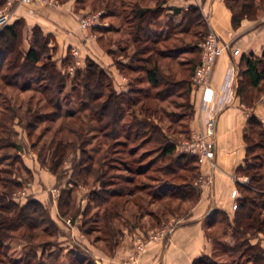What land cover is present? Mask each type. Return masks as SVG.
<instances>
[{"label":"crops","instance_id":"crops-1","mask_svg":"<svg viewBox=\"0 0 264 264\" xmlns=\"http://www.w3.org/2000/svg\"><path fill=\"white\" fill-rule=\"evenodd\" d=\"M131 1L134 4L138 0ZM140 2V5L146 8L157 6L156 0ZM192 5L201 10L207 28L210 31L214 30L222 42L228 45L227 51L217 60L208 90L192 89L189 96L193 109L189 123L190 134L204 131L208 120L215 119L216 165L213 167L208 164L202 165L203 180L193 184L201 190L196 199L190 194L185 197L173 195L168 198L181 202L178 206L170 207L173 211L166 208L167 213L163 212L160 217L163 220L167 214L169 220L176 219L180 223L167 238L147 244L141 254L140 264H204V256L213 255L214 243L208 232L212 231L215 225H211L209 218L214 214L218 218L220 212H224L231 221L234 220L236 210L232 208L234 204L232 192L238 189V184H244L248 180L246 175L238 172L239 167L245 165L248 154L246 127L252 116H257L264 123V93L253 106H247L237 93L241 55L255 53L262 56L264 52V12H261L257 19L245 18L236 26L233 11L228 7L226 0H169L163 5L164 9L156 17L155 22L150 25L158 36L156 44L162 50L155 59L159 65V77L164 81L173 78L175 79L173 82H177L176 85L179 86L180 82L191 76L189 68L199 62L200 56L198 53L195 54L193 48L195 44H191L186 50L183 44L170 49L165 46L173 37L177 38L176 41L182 42L184 33H171V36H167L168 30L166 31L164 26L169 25L172 29V25L181 23L184 10ZM93 10L91 6L79 0H0V12L9 13L11 16L10 22L4 27L20 20L24 21L26 47H29V39L35 26H39L45 34L53 36L49 45L56 47L54 59L59 68L74 47H80L87 52L88 45L95 42L94 38L88 37L92 30L84 31L79 24L80 18L92 13ZM123 17L122 14L114 16V89L117 94L126 93L130 89L131 77L141 75V84L148 91L161 90L166 86V82L159 87L151 84L145 74L144 66H150L147 60L138 61L142 67L132 69L129 66L135 46L127 26L129 23H126V31L119 22L121 18L124 19ZM4 27H0V31ZM232 45L235 49H240V54L234 55ZM19 153L32 176L30 191L33 198L49 208L52 219L60 228L59 232H72L70 239H67L69 245L73 246L68 250L72 254L76 252L81 257L88 258V264H91L92 260L98 264H126L139 239L149 237L154 227L150 218L156 215L153 211L137 214L136 220L130 224L124 223L121 227L122 232H118L119 240L115 239L112 245L106 244L108 240L100 236L95 242L90 241L91 232L82 229L84 225L82 218L90 203L88 186H75L74 196L79 214L73 218L72 225H66L64 219L70 217L62 216L60 200L64 189L68 185L73 186L72 181L70 178L69 180L60 178L48 166L43 165L35 152L28 155V150L21 148ZM51 189L58 192H52ZM101 242H104L105 246H100ZM251 242L259 244L264 250V233L257 234Z\"/></svg>","mask_w":264,"mask_h":264},{"label":"trees","instance_id":"trees-1","mask_svg":"<svg viewBox=\"0 0 264 264\" xmlns=\"http://www.w3.org/2000/svg\"><path fill=\"white\" fill-rule=\"evenodd\" d=\"M79 1L84 2L86 0ZM156 1V7L146 8L141 6V2L138 0L131 5L129 15L124 16L125 9H127L125 0L120 1L124 3V5H122V11L119 0H114V16L122 14L126 23H129H127V26L132 34L135 46V52L132 54V60L129 66L132 69H136L142 67V65L138 64V61L142 59L147 60L150 66L145 65L144 68L146 70L145 74L151 84L155 87H159L162 83L166 82V86L156 92L157 95L155 96L157 97L155 98L160 100L166 99L167 93L171 89H176L178 87L181 89L179 90V95L183 96L184 94L190 105L189 96L192 91V76L194 75L197 65L201 61L202 48L199 42H195L197 48H194V50L198 51L197 53L200 56L199 62L189 68L191 69V76L186 78L183 82H180V84L178 83L179 86L176 85L177 82H173V80H175L173 78H167V80L164 81L159 77V65L155 59L162 50L156 44L158 36L151 29L150 25L155 22L156 17L164 9L163 5L169 0ZM226 2L228 7L233 11L234 24L236 26L240 25L243 19L248 18L254 20L258 18L261 12H264V0H226ZM25 27L24 21L20 20L12 25L4 27L0 31V77L8 86H15L17 85L16 83H20L23 90L30 88L48 96L46 102L53 109L52 113L48 112L44 114L38 111L34 112L32 108L28 110L30 119L26 123V129H28L30 133L36 130L40 122L47 120L46 118H48L50 114L58 113L61 116L63 113L65 118L69 120L72 119V121L67 123L69 131L81 138L77 141L54 138L51 141V147H53L51 158L47 159L46 155L40 154L42 164L48 166L55 173H58V169L62 166L72 150L76 151L77 148H79L80 151L82 150V157L78 159L76 163L77 170L75 171L74 168V178L71 179L73 186L68 189L66 188L61 196L60 210L62 216L71 215V203L76 201L74 196L75 186L79 185V183L88 184L89 178L93 175H96L98 180L104 179L103 177H105L103 172L100 174L99 171L94 169L95 157L92 154L86 153L87 150L84 145L88 142L86 139H83L81 134L82 131L77 127H72V124H76L82 116L84 119V115L81 114H83L82 111L85 110H91L93 114L99 115L100 121L107 118L103 128L106 129L114 125L113 137L118 147L124 145L125 142H121L120 139L122 136L121 133H123L121 132L122 127H136L138 131L137 134H135L136 139L140 137V128H144L146 131H156L158 134L155 137V141L159 143L162 156H170L171 159L175 156L174 161H172L178 164L183 161H186V163H194L196 161L194 170H197L198 174V167L200 165L197 162V157L183 152L182 154H176L177 144L170 140V136L166 134L164 129H160L159 125L156 124V120L151 116L140 119L138 116H134L133 111L130 110L132 120L124 121L123 107L126 101L130 107L133 104L142 103L140 105L141 111L147 110L149 107L143 104V100L151 99L152 94L148 89L142 86L141 75H133L131 77L129 91L117 94L116 90L112 88L111 76L104 68L93 61H89L83 69H76L74 75L69 71L65 72L61 70V68L58 67L57 61L54 59L56 47L49 45L53 36L45 34L39 26L34 27L32 36L29 39V47H26L27 42L24 39ZM164 27L166 31L168 30L167 36H171V33H173L170 31L171 27L169 25H165ZM203 27L205 29L207 28L204 16L201 10L193 5L187 10H184L183 21L181 23L172 25L174 31L184 34L191 31L192 28L202 29ZM183 48L185 49V47ZM42 50L46 53L44 56L46 61L44 62H42L44 58L41 53ZM71 55L72 53L70 52L63 60V66L70 67V62H68L67 58L71 57ZM241 59L238 66L239 85L237 87V93L242 97V101L247 106H253L264 93V52L262 56H257L255 53L243 54L241 55ZM70 82L71 85H69ZM136 82L140 84L135 86L134 84H136ZM108 88L110 89L109 95H107L105 91V89ZM113 89L114 92H112ZM64 91H67V94H69V101L66 103L62 102L59 98L60 93ZM140 95H142L143 98ZM101 97L106 98L98 102ZM75 98L80 99L79 102L77 101L78 103L76 102L78 107L71 108ZM64 108H67L65 112H63ZM9 109H12V111L15 110L13 107H9ZM16 115L17 113L14 111L12 117L15 118ZM3 122L4 121L0 122V127L6 129L7 125ZM12 133L13 132H7L0 136V150L13 149L15 151V158L25 165L19 153L22 145L14 140ZM125 135H127V137L130 136V132L128 131ZM152 137L153 136H149L147 140L150 141ZM245 137L248 145V154L245 165L240 166L238 172L246 175L249 181L244 184H238L240 194L237 198L238 208L234 220L231 221L226 213L220 212V215L224 217L223 220L225 222L227 221L226 223L229 228L234 229L233 236L237 238L235 244L230 247L228 245L226 246L224 243V248L226 250L232 249V252L243 248V255H246L247 252L253 253V255H247V259H251L250 261L258 264H264V250L259 244H252L251 237L249 236L264 233V123L257 116L250 117L246 127ZM107 145H109V143H107ZM34 146H36V144H34ZM118 147L115 149V151H118L117 153L120 152ZM10 155L12 154L5 153L0 158V248L4 246V240L12 236L10 232H16L21 228L34 232L36 229L49 222L55 227L54 231L51 232L60 231V228L52 219L49 208L39 200L32 196L24 203L15 200L14 193L22 189L29 178L15 177L12 179L4 176V174L12 171L2 168L1 161L11 157ZM46 159L49 161V165ZM115 163L116 162H114V165ZM26 171L31 176L27 167ZM140 174H142V172H140L139 175ZM197 174L193 176L191 182H189L188 187L191 189L190 192L186 191L176 194L175 190H173V192H171L172 195L176 194L177 196L180 195L185 197L190 194V196L194 198L198 197L201 194V190L193 186ZM128 180L130 182V179ZM103 183V185H105V182ZM105 187L92 193L85 214L94 204L99 209L102 203L107 202L110 197H123L126 194L124 190L117 188L107 192L108 190H106ZM135 194V191L127 193L128 196H134ZM73 199L75 201H73ZM106 211L108 212H106L108 217L112 216L113 218V212ZM95 213H99V211L97 210ZM118 213L120 212L118 205H116L114 207V219L118 217ZM215 215L216 214L209 218L211 225H215L219 222ZM223 220L221 221L224 222ZM85 222L89 224L91 222V217L90 220H86ZM86 224H84L82 228L90 232L91 228H86ZM43 230L47 231L49 227L45 226ZM118 232H122V229L119 228ZM238 237H240V239H238ZM211 238L213 239V237ZM116 240H119V236ZM73 253L77 259H80L81 255H79V253Z\"/></svg>","mask_w":264,"mask_h":264},{"label":"rangeland","instance_id":"rangeland-1","mask_svg":"<svg viewBox=\"0 0 264 264\" xmlns=\"http://www.w3.org/2000/svg\"><path fill=\"white\" fill-rule=\"evenodd\" d=\"M120 1L122 0H119V2ZM84 2L94 9L93 12L89 14L103 12L100 16L102 25L87 30H92V32L88 34V37L94 38L95 42L90 46L88 45L89 51L84 52L81 49L80 64H76V57L72 54L71 57L67 58L68 62H70V67L63 66L64 62H62L61 70H64L65 72L69 71L74 75L75 71L72 72L71 69L73 66L76 65L75 70L78 68L83 69L89 61H93L108 72L111 76L113 84L112 88H114V0H86ZM132 4L133 1L125 0V5L129 8L125 9L124 16L129 15ZM122 5H124V3H121V11L123 10ZM123 20H125V18H121L119 22L122 23V26L127 31L126 20L125 22H121ZM103 23L106 24L103 25ZM170 31H172L173 34H179L177 33L178 31L174 32L172 29ZM209 32L210 30L208 28L205 29L204 27L202 29L192 28L191 31L186 32L182 36V42L176 41L177 38L173 37L172 40L165 43V46L170 49L173 46H181L183 44L182 46H184L186 50L191 44L194 45L195 42L201 43L204 41ZM219 38L221 40L220 36ZM193 48H197V45H194ZM232 48H234L233 45ZM197 52L198 51H196L195 54ZM41 53L43 57L46 54L43 50ZM55 53L56 48L54 55H56ZM44 61H46L45 57L42 62ZM16 84L17 85L15 86H8L0 77V122L4 121L3 123L7 125L6 129L0 127V136L7 132H13L14 140L21 144L22 148L28 150V155H32V153L35 152L40 161V154L46 155L47 159L51 158V152L53 150V147H51V141L54 138H62L67 141H77L78 139H81L69 131L67 123L72 121V119L69 120L65 118L63 113L61 116L58 113L50 114L48 118H46L47 120L40 122L39 126L36 127V130H33L32 133H30V131L26 129V123L30 119L28 112L29 108H32L34 112L38 111L44 114L48 112L52 113L53 109L46 102L48 96L43 95L40 91L30 88L23 90L20 83ZM138 84L140 83L136 82L134 85L137 86ZM69 85H71V82ZM179 90L181 89L178 87L176 89H171L167 93L166 100L155 98L157 97L155 96L157 95V91L150 90L152 98L143 100V104L149 106L147 110L141 111L140 105L142 103L133 104L130 107L127 104V101L123 107L124 121L132 120L130 110L133 111L134 116H138L140 119L151 116L156 120V124L159 125L160 129H164L166 134L170 136V140L177 144L176 154H182V151L178 148L180 141L188 139L191 135L189 131V123L193 115L192 106L188 104L187 98L184 94L183 96L179 95ZM105 91L107 95L110 94L109 88L105 89ZM112 92H114V89ZM140 96L143 98L142 95ZM59 98L62 102L66 103L69 101V94H67V91H64L63 93H60ZM105 98L106 97H101L98 102L105 100ZM77 101L79 102L80 99L75 98L71 108L78 107ZM9 107L15 109V113H17L15 118L12 117L14 111L9 109ZM65 110H67V108H64L63 112H65ZM82 113L83 114L81 115H84V119L82 116L79 119L80 121L78 120L76 124H72V127H77L82 131L81 134L83 139H86L88 142L84 145L87 150L86 153L92 154L95 157L94 169L99 171L100 174L103 172L105 177H103L104 179L98 180L96 175H93L89 178L88 184L79 183V185L88 186L89 199L94 191H99L105 186L106 190H108L107 192L114 190V188L126 192L122 198H119L120 196H117L116 199L110 197L107 202L102 203V206L99 207V209L94 204V207L92 206L88 212L83 215L82 220L84 224H86L85 221L90 220L91 217V222L85 226L86 228H91V236H89L90 241L95 242L100 236L101 238L108 240L106 244L112 245L119 235V228L121 229L124 223L130 224L131 221L133 222L136 220L135 216L137 214H145L152 211L156 214L154 218H150L154 227L147 239H139L140 241L145 242L144 250L149 242L156 241L151 239V235L156 234L159 230L168 228L171 232L158 240L170 236L180 222L176 219L169 220L170 218L166 216L167 214L165 215L166 218L162 220L160 215L163 212L167 213L166 208L168 209L180 204L181 201L168 200V198L173 196L171 193L173 190H175L176 194L189 190V182H191L192 177L197 174V170H194L196 161L194 163H186V161H183L178 164L173 162L175 156H173L172 159L170 156H162L159 149V143L155 141V137L158 133H156V131H146L144 128L139 129L140 137L136 139L135 134L138 132L136 127H122L121 132L123 133H121L122 136L120 139L121 142H125L124 145L118 147L113 137L114 125L106 129L103 128L107 118L100 121L99 115L93 114L91 110H85L82 111ZM128 131L130 132V136L127 137L125 134ZM201 132H203V130L195 131V133ZM40 135H42V138L39 137ZM147 136L153 137L148 141ZM107 143H109V145H107ZM34 144H36V146H34ZM117 147L119 148V153H117L118 151H115ZM77 150H72L62 166L58 169L57 175L60 178H65L67 180H69V178L70 180L74 178V168L76 171V163L78 162V159L82 157V150L80 151L79 148H77ZM5 153H10L12 155H10L11 157L8 159L2 160L1 166L12 172L4 174V176L12 179L15 177L29 178V180L25 182V186L19 190L25 193L21 195L20 198H15L14 196L16 201L20 203L26 202L30 196L33 197V194L30 191L32 176L26 171V166L22 164L20 160L15 158V151L13 149L0 150V158ZM114 162H116L115 165ZM197 162L199 163L198 159ZM213 163L212 167L216 165L215 160ZM199 165L197 178H195L196 180L194 181L196 183L203 180L201 173L202 164L199 163ZM140 172H142V174L139 175ZM128 179H130V182ZM248 181L249 178L247 182ZM103 182H105V185H103ZM68 188H70L69 185L67 189ZM237 190L239 192V189ZM130 191H135L136 194L130 197L127 195ZM52 192L57 193L58 190L53 189ZM73 201L75 200L73 199ZM116 205H118L120 213H118V217L114 219V207ZM71 206V215L63 217H70L73 220V218L79 214V211L76 201L71 203ZM97 210L99 213H95ZM106 210L113 212V218L112 216L108 217ZM170 210L173 211L171 208ZM233 210L237 209L233 208ZM223 218V215H220L218 217L219 222L216 223L215 227L210 231L212 234L208 232V235L213 237V239L211 238L212 242L215 243L214 253L211 256H204L203 263L258 264L250 261L251 259H247V255H253V253L247 252L246 255H243V248L237 249L234 252H232V249L226 250L224 248L225 245H228L229 247L234 245L237 238L233 236L234 229L229 228L226 223L227 221L225 222ZM67 224L68 223L66 222V225ZM45 226H48L49 230L44 231L43 228ZM54 229V225L48 222L34 232L28 231L25 228H21L16 232H10L12 236L6 238L4 240V246L0 248V264H88V258L81 257L80 259H77L70 251H68L73 247L69 245L70 242H67V239H70L69 237L72 236V232H51L54 231ZM82 229L83 231L88 232L85 228ZM60 236L62 238H60ZM249 236L252 239L257 235ZM238 239H240V237H238ZM100 246H105L104 242H101ZM144 250L139 252L136 248L130 255L126 264H140V257ZM90 263L98 264L93 260L90 261Z\"/></svg>","mask_w":264,"mask_h":264},{"label":"built area","instance_id":"built-area-1","mask_svg":"<svg viewBox=\"0 0 264 264\" xmlns=\"http://www.w3.org/2000/svg\"><path fill=\"white\" fill-rule=\"evenodd\" d=\"M103 12L97 14H86L80 18V28L84 31L90 30L95 26L102 25L100 16ZM10 14L5 12H0V27H4L10 22ZM106 23H103V25ZM218 34L211 30L205 37V40L199 43L202 48L201 61L196 67L194 75L192 76V89L193 91L208 90L211 85L212 74L216 66L218 58L227 51L228 45L221 43ZM234 55L240 54V49L233 48ZM73 56L76 57V64H80L81 48L74 47L72 49ZM75 66H73L72 72L75 71ZM215 136V119L211 118L208 120L206 129L201 133H191L188 139L180 141L178 148L183 153L191 154L197 157L199 163L202 165L209 164L212 166L216 157V148L214 142ZM203 179V178H202ZM25 192L15 193V198H20ZM239 192L234 189L232 192V197L234 198L233 208H238L237 198ZM68 225H72L73 220L71 218L64 219ZM171 230L168 228H163L159 230L156 234L151 235L152 240H158L161 237L167 235ZM145 247V242L138 241L137 251L142 252Z\"/></svg>","mask_w":264,"mask_h":264}]
</instances>
